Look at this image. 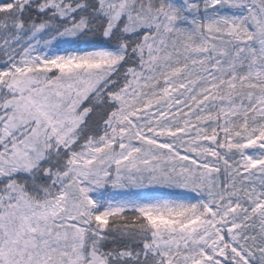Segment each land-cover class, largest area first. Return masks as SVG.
<instances>
[{
  "label": "snow or ice",
  "instance_id": "obj_1",
  "mask_svg": "<svg viewBox=\"0 0 264 264\" xmlns=\"http://www.w3.org/2000/svg\"><path fill=\"white\" fill-rule=\"evenodd\" d=\"M0 264H264V0H0Z\"/></svg>",
  "mask_w": 264,
  "mask_h": 264
}]
</instances>
